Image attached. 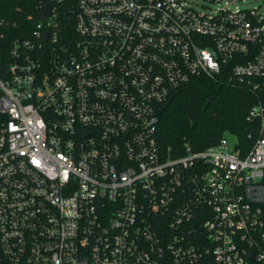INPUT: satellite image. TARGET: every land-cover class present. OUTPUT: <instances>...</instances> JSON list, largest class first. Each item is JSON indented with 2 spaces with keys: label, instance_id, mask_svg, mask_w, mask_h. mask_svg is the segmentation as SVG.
Returning a JSON list of instances; mask_svg holds the SVG:
<instances>
[{
  "label": "built area",
  "instance_id": "obj_1",
  "mask_svg": "<svg viewBox=\"0 0 264 264\" xmlns=\"http://www.w3.org/2000/svg\"><path fill=\"white\" fill-rule=\"evenodd\" d=\"M9 1L0 264H264V15L238 0H26L14 20ZM221 74L254 96L247 154L227 135L163 151L162 106Z\"/></svg>",
  "mask_w": 264,
  "mask_h": 264
},
{
  "label": "trees",
  "instance_id": "obj_2",
  "mask_svg": "<svg viewBox=\"0 0 264 264\" xmlns=\"http://www.w3.org/2000/svg\"><path fill=\"white\" fill-rule=\"evenodd\" d=\"M14 2H24L25 11L31 12L26 0H10L6 10L9 19H18ZM14 35L19 36L17 31L4 32L0 45H8ZM253 101L254 96L246 86L230 82L224 74L215 79L196 77L162 106L156 135L158 144L163 151L176 155L185 144L203 150L229 135L244 156L257 137L256 123L247 120Z\"/></svg>",
  "mask_w": 264,
  "mask_h": 264
},
{
  "label": "rangeland",
  "instance_id": "obj_3",
  "mask_svg": "<svg viewBox=\"0 0 264 264\" xmlns=\"http://www.w3.org/2000/svg\"><path fill=\"white\" fill-rule=\"evenodd\" d=\"M237 5L245 9L256 8L258 13H260L261 15H264V0H245V1L238 0ZM227 138L230 142L235 141L232 136L227 135Z\"/></svg>",
  "mask_w": 264,
  "mask_h": 264
},
{
  "label": "water",
  "instance_id": "obj_4",
  "mask_svg": "<svg viewBox=\"0 0 264 264\" xmlns=\"http://www.w3.org/2000/svg\"><path fill=\"white\" fill-rule=\"evenodd\" d=\"M49 11H50V8H48V10L45 11V13H44V15L42 17L43 21L49 16Z\"/></svg>",
  "mask_w": 264,
  "mask_h": 264
}]
</instances>
